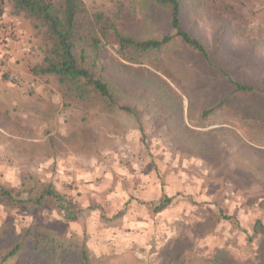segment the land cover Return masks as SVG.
<instances>
[{
	"label": "rangeland",
	"instance_id": "obj_1",
	"mask_svg": "<svg viewBox=\"0 0 264 264\" xmlns=\"http://www.w3.org/2000/svg\"><path fill=\"white\" fill-rule=\"evenodd\" d=\"M83 1L93 14L114 10L118 0ZM181 1L185 29L203 41L211 59L235 78L264 86V0ZM7 8L10 12V3ZM126 17L125 29L137 35L144 30L153 35L169 31L166 12L156 24L147 23V29L140 8L128 4ZM23 20L35 38L33 60L25 63L31 72L29 64L43 62L44 53L31 20ZM3 24L0 39L18 41L15 25ZM173 47L161 64L123 61L127 66L118 65L113 75L124 93L112 112L97 102L87 108L67 105L53 76L31 72L50 81L59 94L60 117L45 130L35 120L31 128L12 122L7 126L20 138L9 144L8 138L4 140L10 149L0 144V183L18 187L52 183L61 208L47 204L31 212L0 204V226L9 221L22 231L34 224L63 246H85L96 259L125 253L154 257L179 239L191 238L198 256L226 248L239 264H264L260 257L264 244L250 243L233 223H217L215 213L222 207L236 214L249 232L256 221L264 224V146L248 141L244 134L245 129L264 126V114H259L264 102L259 96H232L226 79L197 54L183 50L180 42ZM107 52L112 59L117 57L113 49ZM4 76L13 82L23 80L16 74ZM161 79L168 84L163 86L168 95L158 96L143 87ZM228 95L232 98L219 117L202 115ZM121 106L135 108L137 115ZM44 108L43 114H51V106L45 103ZM3 139L0 131V142ZM258 162L261 167L255 168ZM165 195L175 197L172 205L160 212L150 207Z\"/></svg>",
	"mask_w": 264,
	"mask_h": 264
},
{
	"label": "trees",
	"instance_id": "obj_2",
	"mask_svg": "<svg viewBox=\"0 0 264 264\" xmlns=\"http://www.w3.org/2000/svg\"><path fill=\"white\" fill-rule=\"evenodd\" d=\"M8 3L11 4L10 15L30 19L36 35L41 39L43 62L29 64L31 72L37 76H53L67 105L87 108L88 104L97 102L105 111H115L119 105L118 99L124 93V90L118 87L123 85L113 75V71L119 70L118 65L127 66L123 61H157L161 64L165 55L172 54L176 42L181 43L183 50L197 54L204 64L225 78L233 89L232 96H259L264 102V86L235 78L225 67L211 59L208 47L201 39L185 29L181 0H118L114 10H98L93 14L88 12L83 0H0V20ZM128 4L142 10L146 29L149 28L147 23L156 24L158 16L166 12L169 31L158 35L149 34L145 30L143 35L128 32L123 25L127 18ZM3 25L1 21L0 29ZM109 48L116 52L117 57H110L107 52ZM174 62L177 63L178 59ZM186 64L184 63V69ZM156 68L160 69L158 65ZM145 83L143 87L155 95L169 94L163 87L168 84L162 79L160 82ZM232 96H225L210 108H205L202 115L206 118L219 117ZM121 107L126 112L137 115L135 108ZM226 113L227 117L237 121L232 114ZM259 114H264V105ZM238 127L243 130V127ZM254 128L258 131L245 129V138L256 145L264 146V126ZM254 167L261 166L258 162L254 163ZM60 201L52 183L21 187L0 183V204L11 210L24 209L34 212L47 204L59 207ZM174 201V196L165 195L160 201L151 202L150 207L160 212ZM215 213L217 223H233L247 234L250 243L260 241V244H264V231L260 230L264 227L262 221H256L249 232L248 228L241 226L236 214L226 212L222 207H218ZM190 241L191 238L179 239L171 249L154 257H138L125 253L119 258L107 255L96 259L85 246L78 249L63 246L52 234L37 229L34 224L17 231L6 221L0 226V264H239L238 259L226 248L209 256H198L196 242ZM260 257L263 258L264 254H260Z\"/></svg>",
	"mask_w": 264,
	"mask_h": 264
},
{
	"label": "crops",
	"instance_id": "obj_3",
	"mask_svg": "<svg viewBox=\"0 0 264 264\" xmlns=\"http://www.w3.org/2000/svg\"><path fill=\"white\" fill-rule=\"evenodd\" d=\"M7 9L6 7L0 22H12L20 39L18 41H13L11 37L0 39V119L4 124L0 126V131L4 134L0 144L4 150L10 149L4 143L6 138L8 144L20 138L16 131H10L7 127L11 122L15 127L20 125L31 128L35 120L37 127L45 130L55 125L60 117L57 111L60 96L57 91L50 81L36 78L25 66V63L34 57L33 32L22 16H12ZM8 73L19 75L23 80L10 81L4 76ZM45 103L52 107L51 114L47 116L43 114ZM5 118L9 120L7 124L4 122Z\"/></svg>",
	"mask_w": 264,
	"mask_h": 264
}]
</instances>
